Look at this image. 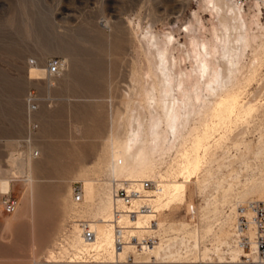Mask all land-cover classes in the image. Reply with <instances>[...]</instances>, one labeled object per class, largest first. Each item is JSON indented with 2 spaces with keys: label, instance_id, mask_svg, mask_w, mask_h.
<instances>
[{
  "label": "rangeland",
  "instance_id": "rangeland-1",
  "mask_svg": "<svg viewBox=\"0 0 264 264\" xmlns=\"http://www.w3.org/2000/svg\"><path fill=\"white\" fill-rule=\"evenodd\" d=\"M237 1L244 4L249 20L254 0ZM210 6L204 0H0V264H44L49 252L60 250L57 244L60 236L68 233L75 205L71 185H82L85 177L93 182L112 177L110 152L121 146L132 129L130 119L138 116L145 124L153 112L145 93L155 80L149 65L153 49L143 35L148 32L156 40L171 35L169 51L175 69L188 71L192 66L191 38L213 42L221 34L219 16ZM255 51L254 43L246 46L238 82L227 87L239 94V105L255 102L260 108L256 106V112L247 117L234 111L231 122L220 126L213 118L214 128L209 123L212 116L207 117L209 127H204L210 143L217 139L223 149L214 150V140L210 152L200 151L203 170L210 173L205 190L200 192L193 182L188 183L187 201L164 211L169 223H201L204 197L217 195V180L227 175L228 169L217 168L218 162L239 154L243 145L235 143L243 138L255 141L259 135L256 127H264V105L259 103L264 64L251 67ZM54 60L59 62V70L49 74L47 66ZM191 125L196 126L195 133L203 126L199 122ZM113 137L117 142L113 143ZM147 144L145 149H150ZM12 153H33L31 183L13 177L17 169ZM177 157H165L160 173L177 172ZM247 158L254 160L251 154ZM234 166L241 164L237 161ZM252 172L256 171L242 173V180ZM6 177L12 179L8 186ZM6 193L19 201L10 214L1 203ZM226 197L229 202L221 206L226 212L237 204L256 201L252 194L243 200L236 198V192H228Z\"/></svg>",
  "mask_w": 264,
  "mask_h": 264
},
{
  "label": "bare ground",
  "instance_id": "bare-ground-1",
  "mask_svg": "<svg viewBox=\"0 0 264 264\" xmlns=\"http://www.w3.org/2000/svg\"><path fill=\"white\" fill-rule=\"evenodd\" d=\"M204 1L211 5L210 7L219 16L221 34L216 35L213 42L191 38L189 44L192 66L190 70L175 69L176 61L172 56L173 52L171 55L169 51L173 44L171 35L167 34L168 36L163 37V40L161 38V41L148 35V32L143 35V39H147L145 42L153 49H151L153 56L150 54L153 61H150L149 65L155 80L151 82L150 87L146 88V92L144 91L147 95V106L153 112H150L145 124L140 121L142 120L140 117L134 116V118L131 115L134 118L130 119L133 122H130L133 124L132 129L125 136L121 146H114L110 152L111 160L108 168L112 177H100L94 182L86 177L82 179L83 202L74 205V208L71 209V221L66 240L64 243L57 244V248L60 250L49 252L44 264H98L100 261L124 264L128 253L133 251V246L127 242L128 244H125L122 250L117 251L114 248L113 229L105 222L112 216L113 202L110 182L113 178L116 180L148 179L152 180L155 185L152 190L145 193L144 197L135 201L136 203H146L151 210L137 215L134 221L122 219V223L128 227L123 235L125 240L130 235L140 237L149 233H153L159 239L154 247L137 256L139 264H193L195 262L214 264L227 259H237L244 253L242 247L237 243L234 226L237 207L239 205L246 206L247 203L237 204L231 211L228 208L230 213L223 211L221 206L225 202H229L226 197L228 192H236V198H240V200H243L248 194H252V200L264 201V127L262 129L256 127L259 135L255 141L243 137H241V139L243 138L241 141L237 139L238 142L235 145H243L244 148L239 154L219 158L217 168L225 167L228 172L225 170L227 175L225 174L223 178L221 175L222 179L217 180L215 185L217 195L204 197V205L200 207V224L169 223L170 221L164 213L165 210L187 201L188 183L193 182L195 188L200 192L205 190L210 173L203 170L205 164L203 165V155H200V151L206 154L209 149H212L215 140L210 143L208 131L204 127L208 123L207 117L212 116L209 118L210 124L211 120L216 118L215 125L220 126L227 120L231 122L229 118H232L230 116L234 115V111H238L237 114H245L247 117L255 111L257 106L254 104L255 102L239 105L241 103H238L239 100H237L239 94L227 86L229 83L232 85L234 81L238 82L237 73H241L243 50L250 43H254L256 48L251 67L264 64V22L262 21L264 0H254V13L250 19L248 18L249 20L245 16L246 12L242 1ZM248 77L250 78V76ZM240 79L242 81V77ZM258 79L256 80L258 81ZM148 80L151 81L149 78ZM260 80L259 84L262 86L264 79L261 77ZM242 83L239 85L242 86ZM236 88L238 89V87ZM239 91L241 90L239 89ZM263 94L264 90L261 94L262 99ZM261 98L259 103L263 106L264 100L262 101ZM130 120L128 119V122ZM192 122H199V126L203 125L198 132L196 131L197 133H195L196 126L191 125ZM202 127L205 130L200 132ZM212 127L214 128L213 125ZM241 133L244 135L243 131ZM223 136L225 137V135ZM115 142L117 139L113 140V143ZM145 144L150 146V149L149 147L145 149ZM214 145V150L216 147L222 148L219 142ZM32 154H11L12 163L17 169L13 177H22L30 183L33 181L30 171V156ZM248 154L252 155L253 161L248 160ZM171 155L179 158V162H176L178 170L170 175L167 173L166 176L162 172L160 173L159 165L165 160V157ZM237 161L241 167L234 166ZM202 170L204 172L199 176ZM149 171L153 175H150ZM245 171L256 172L250 173V176L249 173H246L248 177L242 180V173ZM193 178L196 179L192 180ZM10 181L12 179L6 177L5 185L8 186ZM32 191L30 192V205ZM73 218L89 220L96 233L95 239L89 242L84 241L80 229L72 222ZM152 219L156 220L157 227L154 230L146 229L145 224ZM246 234L250 239L253 238L251 229Z\"/></svg>",
  "mask_w": 264,
  "mask_h": 264
},
{
  "label": "built area",
  "instance_id": "built-area-1",
  "mask_svg": "<svg viewBox=\"0 0 264 264\" xmlns=\"http://www.w3.org/2000/svg\"><path fill=\"white\" fill-rule=\"evenodd\" d=\"M59 70V62L52 61L47 66L49 74H56ZM264 99V94H263ZM31 108L35 105L31 102ZM155 187L154 182L148 179L131 180V179H112L110 182L111 197L113 202L112 216L105 221L113 229L114 248L117 251L122 250L125 244H131L133 251L128 253L124 264H139L137 256L148 249L154 247L158 242V237L153 233L144 234L140 237L130 235L127 240L124 239V231L128 227L122 223V219L126 218L130 221L139 214L149 212L151 208L146 203H136L135 201L144 197L147 191ZM71 200L75 205L83 202L82 185L74 182L71 185ZM3 210L10 214L18 207V199L11 193H6L2 196ZM249 213V214H248ZM80 229V234L84 241H92L96 237L94 229L91 227L89 220L84 218H73L72 221ZM145 228L154 230L157 227L156 220H149L145 224ZM252 230L253 238L250 239L246 234L248 230ZM234 230L236 232L237 243L242 247V253L237 259H227L218 261L214 264H264V201H250L244 205L237 207V217ZM66 235H61L59 241L64 243ZM114 261H100L98 264H117ZM33 264H41L39 261H34ZM193 264H206L203 262Z\"/></svg>",
  "mask_w": 264,
  "mask_h": 264
}]
</instances>
